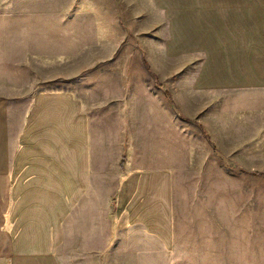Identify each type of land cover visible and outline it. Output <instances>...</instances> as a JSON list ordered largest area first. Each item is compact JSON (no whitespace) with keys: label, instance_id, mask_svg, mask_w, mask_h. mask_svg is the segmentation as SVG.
<instances>
[{"label":"rangeland","instance_id":"obj_1","mask_svg":"<svg viewBox=\"0 0 264 264\" xmlns=\"http://www.w3.org/2000/svg\"><path fill=\"white\" fill-rule=\"evenodd\" d=\"M5 5L21 49L4 59L21 62V85L47 79L54 92L86 97L135 87L165 96L181 132L164 228L128 230L104 211L86 222L83 246L69 211V253L57 264H264V67L238 63L240 50L264 42V0Z\"/></svg>","mask_w":264,"mask_h":264},{"label":"crops","instance_id":"obj_2","mask_svg":"<svg viewBox=\"0 0 264 264\" xmlns=\"http://www.w3.org/2000/svg\"><path fill=\"white\" fill-rule=\"evenodd\" d=\"M5 4L0 0V264L62 263L69 211H77L83 246L86 222L101 223L104 211H117L128 230L164 228L178 166L171 154L181 147L165 96L123 86L86 97L54 92L51 81L35 78L21 85V62L4 59L21 49V28ZM241 51L247 71L264 67V42ZM86 211H94L89 219Z\"/></svg>","mask_w":264,"mask_h":264}]
</instances>
